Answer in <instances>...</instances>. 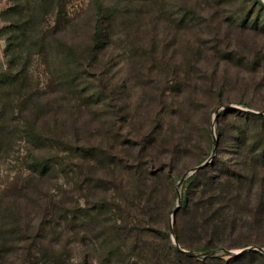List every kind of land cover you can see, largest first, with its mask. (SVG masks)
<instances>
[{"label": "trees", "instance_id": "16d2710c", "mask_svg": "<svg viewBox=\"0 0 264 264\" xmlns=\"http://www.w3.org/2000/svg\"><path fill=\"white\" fill-rule=\"evenodd\" d=\"M8 1L0 11V163L14 161L28 174L9 196L0 189V239L12 225L14 242L25 243L18 264H89L91 251L96 264L264 260L255 249L198 258L182 251L264 247V107L217 114L215 155L184 180L194 237L185 240L175 220L180 248L157 223L155 183L208 157L211 115L228 82L219 68L248 70L264 83V45L242 38L264 34V22L250 20L264 1L235 0L237 23L197 44L186 37L203 12L195 0H177V18L159 0H89L75 16L68 14L74 0ZM37 60L50 78L46 92L31 71ZM246 96L234 103L251 108ZM229 116L225 150L219 119ZM60 180L75 185L70 194Z\"/></svg>", "mask_w": 264, "mask_h": 264}, {"label": "rangeland", "instance_id": "374dc122", "mask_svg": "<svg viewBox=\"0 0 264 264\" xmlns=\"http://www.w3.org/2000/svg\"><path fill=\"white\" fill-rule=\"evenodd\" d=\"M89 0H74L69 6H68V14L69 16H75L78 13L84 12L86 9V6L88 4ZM188 3L191 5L193 4L194 0H187ZM197 1L200 5L203 7V12H197L195 13L197 15V18L195 20L194 25L192 28L186 29V37L190 39L191 42L194 44H197L199 42H210L212 39H214L215 35H219L223 32V30L229 25V21H233L234 23H237L236 18H238L239 15H235V12L239 10L240 8V3L237 4L235 0H232V4L230 6H220L217 5L216 0H195ZM227 1V0H225ZM229 1V0H228ZM231 1V0H230ZM159 3L161 6H164V10L167 13V15H171L173 18H177L178 14V7L176 3H178L177 0H159ZM9 4L8 0H0V11L4 8H6ZM192 6V5H191ZM199 8V9H201ZM174 13V15H173ZM259 17L262 22H264V10H256L254 15L251 17V21L254 20L255 18ZM258 19V18H257ZM212 22V23H211ZM261 22V23H262ZM212 24V27L209 26V24ZM210 24V25H211ZM264 24V23H262ZM3 25L2 21L0 20V27ZM238 25V24H237ZM191 26V25H189ZM235 26V24H234ZM217 28V30H213V28ZM237 34L240 32L237 29H234ZM256 31L249 30L246 34L244 33L242 38L244 40L249 39L250 41H256L258 45H264V34H255ZM233 33L231 36L232 42L237 43V36ZM246 35V36H245ZM255 37H254V36ZM251 37V38H249ZM246 38V39H245ZM254 39V40H253ZM5 47V42L4 40L0 37V65L2 69L6 68V60L4 58L3 50ZM206 58H209L208 54H205ZM213 70V66H210V71ZM220 74H224L228 82H226V87H225V93L224 97L222 98V104L221 106L224 105H231L233 107L241 108V109H255V108H261L264 107V83L260 85V81L258 79L253 80L255 77L253 76V72L248 71V70H242L241 72H236L232 70H225L224 67L219 68ZM33 76L36 78L37 83H38V89L41 92H46L48 90L50 78L49 75L46 71V67L43 65L42 62L36 61L34 62L32 68H31ZM226 71L229 73L226 75ZM236 77L244 79L242 80H237ZM236 79V81L232 80ZM244 93L246 96L247 102L251 105V108H246L243 106H240L235 102L236 94L239 93ZM235 94V95H234ZM223 110V109H221ZM213 119V113L211 115V122ZM222 131H223V138L225 139V143L223 144V148L227 150L229 146V139L231 138V133L229 131V128L231 127L232 124V117L229 116L227 118H220L219 119ZM215 127H216V120L214 123V133H215ZM135 132V130H131L130 133ZM211 133H212V125H211ZM218 143V138L215 133V138L212 136V145L210 150L207 149L206 147V153L208 152L210 154L212 153L214 145L217 146ZM226 147V148H225ZM216 148V147H215ZM216 151V149H215ZM223 157L228 158L226 151H223ZM208 158V157H207ZM206 158V159H207ZM205 159V160H206ZM204 160V161H205ZM195 166V165H193ZM191 166V167H193ZM190 167V168H191ZM188 168V169H190ZM185 172V171H184ZM183 172V173H184ZM182 173V174H183ZM28 171L26 169H22L19 171V169L16 167V163L14 161L6 160L2 163H0V189L4 190L3 194L6 196H9L7 189L12 187L11 184L13 185L17 177H20L18 180L24 182L27 178ZM181 174V175H182ZM174 171H169L166 174H159V176L155 179V183L159 189V201L161 204V209L157 212V223L165 225L166 224V229L170 232V237L172 239V242L175 244L174 239L171 234V229L173 231V234L175 236L174 232V221L176 220L177 223V228L183 233V236L186 240V238H190L192 232L189 230V226L191 222L193 221V210L191 209H185L182 205V202L184 200V196L186 191L188 190V184L187 182H183L181 186H178V180L181 177ZM72 176V175H71ZM57 181L52 180L49 184H54ZM68 182V181H67ZM59 183H62L61 180ZM63 187L68 193L70 194L71 191L74 189L75 185L71 182L68 184H63ZM177 190L180 192V201H181V206L175 213L172 226H171V215L173 210L176 208L177 205ZM69 196V195H68ZM12 225L6 226V232L3 234V236L0 239V250L5 244L6 247L14 246L13 249H9L7 253H4V250L2 249L0 253V264H18L19 263V258L21 257L22 254V248L25 245V243L22 241L20 243L14 242V234L9 228L11 229ZM194 237V234H192V238ZM176 238V236H175ZM177 240V239H176ZM176 247L180 248V245L177 241ZM250 246H256V245H250ZM247 247V246H246ZM225 249V248H224ZM240 248H232V249H227L231 251H237ZM188 250V249H184ZM216 251L212 255L220 256L222 253H226L222 251V248L218 249H213ZM193 252H197L200 255L198 256H192V255H187L189 257H206L208 255H203V251H196V250H189ZM212 251V250H211ZM260 252V251H259ZM263 256L264 254L260 252ZM229 254V253H227ZM89 256L91 257V261L89 264H96L94 260L95 259V253L94 251L89 252ZM177 261V260H176ZM179 264H188L185 261V257H181L180 263ZM199 264H224L221 259L218 257L212 258V259H206L202 263ZM256 264H264V260L256 262Z\"/></svg>", "mask_w": 264, "mask_h": 264}, {"label": "water", "instance_id": "95a60500", "mask_svg": "<svg viewBox=\"0 0 264 264\" xmlns=\"http://www.w3.org/2000/svg\"><path fill=\"white\" fill-rule=\"evenodd\" d=\"M264 1V0H263ZM229 107H233V106H231V105H224V106H218L215 110H214V112H213V119H212V122H211V125H212V136L215 138V133H214V123H215V118H216V116H217V114L219 113V111L221 110V109H226V108H229ZM249 111H251V112H254L253 110H249ZM216 145V144H215ZM214 145V147H213V150H212V153L210 154V156H208V158L205 160V161H203L201 164H198V165H195V166H193V167H191L190 169H188V170H186L182 175H181V177L179 178V180H178V186H181L182 184H183V182H184V180L188 177V176H190L191 174H193L195 171H197L198 169H200V168H202V167H204V166H206L208 163H210L211 162V160L213 159V157H214V155H215V146ZM177 205H176V208L173 210V212H172V215H171V226H172V222H173V219H174V216H175V213L177 212V210L179 209V207L181 206V201H180V192H179V190H177ZM171 234H172V237H173V239H174V242H175V244L176 245H178L177 244V240H176V238H175V236H174V234H173V231H172V229H171ZM250 249H255V250H258V251H260V252H262L263 254H264V247H262V246H247V247H244V248H241V249H239V250H237V251H231V250H227V249H224V248H222V251H224V252H226V253H229V254H239V253H242V252H244V251H247V250H250ZM182 251L184 252V253H186L187 255H192V256H198V255H200L199 253H197V252H193V251H189V250H184V249H182ZM216 251H214V250H212V251H208V252H205V253H203V255H212V254H214Z\"/></svg>", "mask_w": 264, "mask_h": 264}]
</instances>
